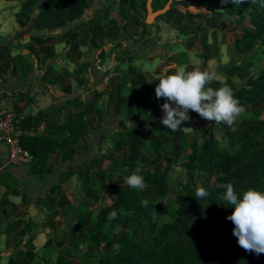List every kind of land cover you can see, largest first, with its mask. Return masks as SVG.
<instances>
[{"label":"crops","instance_id":"0c3cea01","mask_svg":"<svg viewBox=\"0 0 264 264\" xmlns=\"http://www.w3.org/2000/svg\"><path fill=\"white\" fill-rule=\"evenodd\" d=\"M24 1L0 0V107L16 114V135L54 129L88 107L92 116L78 145L65 152L14 164L9 146L0 142V264H82V258L64 250L70 236L81 235L68 236V229L75 230L83 217L66 215L64 207H88L99 197L93 185L103 184L113 157L122 153L112 150L110 138L122 121L141 122L142 115L159 114L161 122L164 115L163 98L162 104L127 116L131 105L126 108L117 90L123 71L150 72L157 85V78L176 66L207 70L216 78L206 88L227 85L245 111L264 112V5L248 13L255 0H173L170 15L148 24L142 0H83L82 18L58 30H38L34 22L44 1L28 13L22 10ZM18 55L33 64L21 83ZM130 88L131 82L124 94ZM136 90L132 97L156 96ZM188 115L181 124L185 132L229 131L240 120L229 126L192 110ZM207 144L213 147L214 138ZM29 240L34 248L17 260Z\"/></svg>","mask_w":264,"mask_h":264},{"label":"trees","instance_id":"16d2710c","mask_svg":"<svg viewBox=\"0 0 264 264\" xmlns=\"http://www.w3.org/2000/svg\"><path fill=\"white\" fill-rule=\"evenodd\" d=\"M40 1H44V6L34 22L38 30L64 28L85 14L83 0H25L22 4L23 12L28 13ZM147 1L142 0L146 12ZM196 1L200 0H186ZM166 4L161 0H154V10L162 9ZM263 5L264 0L253 1L248 13L255 12ZM16 61L21 83L32 71L33 64L23 55H18ZM129 82L131 92L126 95L124 90ZM155 87V77L150 72L123 71L117 90L120 99L125 101L126 108L131 105L128 117L133 118L138 108L149 109L163 103V98L157 99L156 96L153 99L150 96L132 97L136 88L144 89L149 94L155 92ZM91 116L92 109L88 107L72 120L61 123L54 129L18 136L19 142L31 156L68 151L78 145ZM120 126L121 130L112 134V150L121 153L130 149V155L136 160L141 151L148 147L150 139L153 143L154 136L147 135L136 120L130 123L122 121ZM168 137L173 150L189 154L184 165L190 168L191 180L188 174L186 179L172 175V164L155 171L147 168L143 158L135 162L130 160L132 166L129 175L132 172L142 174L144 187L150 189L160 200L176 188L179 193L178 200H168L167 207H161L153 204L148 191H143L142 188H132L127 184L126 187L116 190L111 203L92 216L95 229L87 232V238L92 247L104 248L106 242L114 241L118 245L103 258L90 256V261L93 263L100 260L103 264H264V253L256 255L246 252L238 245L237 237L232 232L234 224L226 219L234 211V206L225 207L219 204L221 201L218 197L223 189L216 187L217 184L231 182L241 197L249 187L264 191V112H243L237 126L229 131H217L208 127L185 132L181 126L180 129L168 133ZM211 137L214 138V146L209 148L207 143ZM226 141L228 143L224 144ZM209 160L212 161V166H209ZM194 168L198 169V175L191 178ZM203 172L210 173V178L215 173L214 180L203 181ZM200 187L209 191L210 195L206 199L196 198L195 191ZM91 212L89 208L76 207L74 204L64 207L66 215L73 213L75 217H85ZM115 212L125 213L126 216L121 218L124 224L144 219L153 220L156 216L169 218L163 221L153 235L134 239L129 231H116L118 221L112 216ZM70 240L74 249L70 248L64 253L87 260L88 256L78 248L76 240L72 237ZM33 248L32 240H29L24 249L18 250L16 259L22 260L26 251Z\"/></svg>","mask_w":264,"mask_h":264},{"label":"clouds","instance_id":"9594fccd","mask_svg":"<svg viewBox=\"0 0 264 264\" xmlns=\"http://www.w3.org/2000/svg\"><path fill=\"white\" fill-rule=\"evenodd\" d=\"M215 78V73L199 68L188 71L183 66H176L175 71L157 78L156 98L165 100L161 105L163 126L172 131L180 129L182 122L190 119L189 110L208 121L233 125L245 108L234 97L231 87L206 88ZM126 183L129 187L140 189L144 187L145 180L142 174L132 172L126 177ZM216 187L223 189L218 197L221 201L219 204L234 206V211L226 219L234 224L232 232L237 237L238 245L246 252L256 255L264 253V191L249 187L241 197L231 182L217 184ZM209 195L204 187L195 191L198 200L206 199Z\"/></svg>","mask_w":264,"mask_h":264},{"label":"rangeland","instance_id":"374dc122","mask_svg":"<svg viewBox=\"0 0 264 264\" xmlns=\"http://www.w3.org/2000/svg\"><path fill=\"white\" fill-rule=\"evenodd\" d=\"M171 13L172 12L170 11L168 14L170 15ZM136 92L138 91L136 90ZM158 116L159 114H145V115H142L141 122L136 121L138 125L142 126V128L145 130L147 135L150 136L151 134L152 136H154L153 143H152V140L149 138L150 140H149L148 147L141 151V155H139V157L136 160H138L139 158H141L142 160L143 158V160L146 161V162L144 161L143 162L146 164L147 168L149 170H155V171L163 170L167 167L168 164H172L173 166L171 170L172 175L182 176L183 178L186 179L188 178L187 177V174H188L189 179H190V170H189L190 168L184 165V162L185 160H187V156L189 154L181 153L180 151L177 152V150H173L171 148V143L169 141L168 133L164 131L163 129H161L160 127L161 122H159ZM113 158L115 159V162L112 164L113 173L109 171L111 172V174L107 175V179L106 178L103 179V181L101 182L103 184L95 183L96 185H93V189L94 188L97 189L96 192L94 193H96V196L97 194H99V197L101 198L98 197L94 201L92 200V202L89 205L91 206L90 208L89 206L85 207V205L84 206L80 205L81 207L89 208L90 210H92V212L86 215L85 217H83L81 219L82 221L80 220L81 222H84V223L78 222L77 225L75 223L76 225L75 230L71 229V227L70 229H68V234H69L68 236H70L73 232H78L81 235H79L77 238L73 237V235L70 236L68 245L64 251L66 252V250L74 247V245L71 244L72 242L70 240L71 237L74 238L76 242L78 243V245L83 246L82 249L87 250V253H85L88 256L86 257L87 260L85 261L83 260L82 264H103L100 262V260H95L92 263L89 259L90 256H98V257L103 258L108 253H111V251H113L114 248L118 245V243L114 241V242H106L104 248H99L96 246L92 247L90 246L91 244L89 243V240L87 238V232L95 229V226L91 221L92 216L96 212L98 213L103 208V206L111 203V201L115 198L114 192L116 190H119L120 188L127 186L126 177L129 176V173H130L129 171L132 166L130 160L134 159L130 155V149L125 150L121 154L117 155V157H113ZM136 160H133V161L135 162ZM209 161H208L209 166H212V161L211 160ZM197 171L198 169H195V168L193 169V174L191 178H196ZM209 174L210 173L203 172L202 177H201L202 180L207 181L211 179V181H213L215 178L213 174L215 173L211 174L212 175L211 178ZM113 176H116V177H113ZM142 190L148 191V194L152 200V203L157 204L161 207L162 206L167 207L168 200L170 201L178 200L179 193L176 188H173L171 192L163 200H160L159 197L155 195L153 192H151L150 189L148 190L147 187H143ZM124 214H125L124 212H121V214H118L117 212H115L112 215L113 218L118 221L115 229L117 232L129 231L131 233V236L134 239H141L143 237L153 235L155 231H157V229L161 226L163 221H167L169 218V216H167V218H158L156 216L154 217L153 220L144 219L140 222L124 224L123 221L121 220L122 217L126 216Z\"/></svg>","mask_w":264,"mask_h":264},{"label":"built area","instance_id":"2783aa9c","mask_svg":"<svg viewBox=\"0 0 264 264\" xmlns=\"http://www.w3.org/2000/svg\"><path fill=\"white\" fill-rule=\"evenodd\" d=\"M17 116L14 112L0 107V142L9 146V161L14 164H22L31 156L25 151L19 142L15 132Z\"/></svg>","mask_w":264,"mask_h":264},{"label":"water","instance_id":"95a60500","mask_svg":"<svg viewBox=\"0 0 264 264\" xmlns=\"http://www.w3.org/2000/svg\"><path fill=\"white\" fill-rule=\"evenodd\" d=\"M153 2L154 0L147 1V13L148 14H147L146 22L148 24H152L157 18L166 14L170 10L171 3L173 2V0H169V2L162 9H159V10H154Z\"/></svg>","mask_w":264,"mask_h":264}]
</instances>
